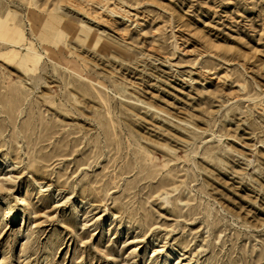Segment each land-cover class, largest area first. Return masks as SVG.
Masks as SVG:
<instances>
[{
  "label": "rangeland",
  "instance_id": "obj_1",
  "mask_svg": "<svg viewBox=\"0 0 264 264\" xmlns=\"http://www.w3.org/2000/svg\"><path fill=\"white\" fill-rule=\"evenodd\" d=\"M0 264H264V0H0Z\"/></svg>",
  "mask_w": 264,
  "mask_h": 264
}]
</instances>
